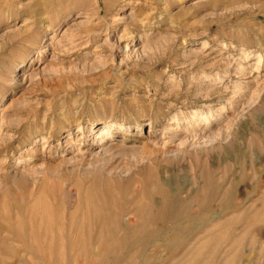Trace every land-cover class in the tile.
<instances>
[{
    "label": "rangeland",
    "instance_id": "obj_1",
    "mask_svg": "<svg viewBox=\"0 0 264 264\" xmlns=\"http://www.w3.org/2000/svg\"><path fill=\"white\" fill-rule=\"evenodd\" d=\"M0 264H264V0H0Z\"/></svg>",
    "mask_w": 264,
    "mask_h": 264
},
{
    "label": "bare ground",
    "instance_id": "obj_2",
    "mask_svg": "<svg viewBox=\"0 0 264 264\" xmlns=\"http://www.w3.org/2000/svg\"><path fill=\"white\" fill-rule=\"evenodd\" d=\"M193 117H195V116H193ZM170 123V122H169ZM206 125V124H205ZM110 128H112V125H109V126H103V127H100V128H98V130L96 131V132H98V137H99V141H100V143H105L106 144V142H108L109 140H108V135H109V129ZM200 130V129H199ZM179 132V131H178ZM201 133H203L202 132V130H201ZM205 133V132H204ZM194 135V134H193ZM193 135H192V137H193ZM196 137V136H195ZM108 140V141H107ZM171 140V139H170ZM106 141V142H105ZM172 141H173V139H172ZM99 143V144H100ZM110 144V143H109ZM103 147V146H102ZM148 187V186H147ZM220 190V189H219ZM220 192H221V190H220ZM167 193H162V195H163V198H164V202H163V204H162V206L159 208V210L156 212V214L154 215V217H151L150 215V220H155V221H162L164 218H166L167 216H178L179 214H183V213H185L186 211L185 210H183V209H177L176 208V204L178 203V202H176V201H174L173 199H171V198H169V196L168 195H166ZM218 194V193H217ZM198 199V198H197ZM150 204V203H149ZM148 204V205H149ZM156 204V203H155ZM193 207H194V205H193ZM213 207V206H212ZM146 209V208H145ZM144 209V210H145ZM155 211V210H154ZM151 212H153V211H151ZM149 212H137L136 214H135V216H137V217H141V216H143L142 214H148ZM194 213V212H193ZM201 213V212H200ZM148 225L150 226V224L148 223ZM152 225V224H151ZM151 227V226H150ZM153 227V226H152ZM153 231V230H152ZM210 257V256H209ZM118 260V259H117ZM205 260L206 261H208V258H205ZM117 262V261H116Z\"/></svg>",
    "mask_w": 264,
    "mask_h": 264
}]
</instances>
